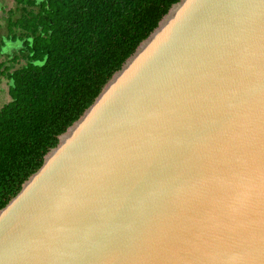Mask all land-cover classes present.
I'll use <instances>...</instances> for the list:
<instances>
[{"label":"water","instance_id":"water-1","mask_svg":"<svg viewBox=\"0 0 264 264\" xmlns=\"http://www.w3.org/2000/svg\"><path fill=\"white\" fill-rule=\"evenodd\" d=\"M0 264H264V0H179L0 209Z\"/></svg>","mask_w":264,"mask_h":264},{"label":"trees","instance_id":"trees-1","mask_svg":"<svg viewBox=\"0 0 264 264\" xmlns=\"http://www.w3.org/2000/svg\"><path fill=\"white\" fill-rule=\"evenodd\" d=\"M179 0H14L0 60V209Z\"/></svg>","mask_w":264,"mask_h":264},{"label":"rangeland","instance_id":"rangeland-1","mask_svg":"<svg viewBox=\"0 0 264 264\" xmlns=\"http://www.w3.org/2000/svg\"><path fill=\"white\" fill-rule=\"evenodd\" d=\"M14 0H0V32H5V22L4 17L7 15L8 9H14ZM6 58L0 55V60ZM10 99L8 94V83L7 80L1 79L0 82V107Z\"/></svg>","mask_w":264,"mask_h":264},{"label":"flooded vegetation","instance_id":"flooded-vegetation-1","mask_svg":"<svg viewBox=\"0 0 264 264\" xmlns=\"http://www.w3.org/2000/svg\"><path fill=\"white\" fill-rule=\"evenodd\" d=\"M5 34H6V30H5L4 33H1V32H0V38H1L2 36H4ZM10 49H12V43H9V42L4 43V44L2 45L1 50H0V55H1V56H5V54H6L7 52H9Z\"/></svg>","mask_w":264,"mask_h":264}]
</instances>
